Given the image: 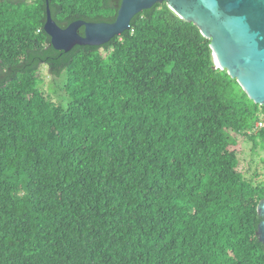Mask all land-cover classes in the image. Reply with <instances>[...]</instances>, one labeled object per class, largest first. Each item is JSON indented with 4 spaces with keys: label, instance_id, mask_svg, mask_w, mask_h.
Segmentation results:
<instances>
[{
    "label": "trees",
    "instance_id": "trees-1",
    "mask_svg": "<svg viewBox=\"0 0 264 264\" xmlns=\"http://www.w3.org/2000/svg\"><path fill=\"white\" fill-rule=\"evenodd\" d=\"M120 1L48 7L66 27L113 22ZM45 20L46 0H0V264H264V182L235 149L264 150V105L213 67L210 40L166 2L68 51Z\"/></svg>",
    "mask_w": 264,
    "mask_h": 264
},
{
    "label": "water",
    "instance_id": "water-1",
    "mask_svg": "<svg viewBox=\"0 0 264 264\" xmlns=\"http://www.w3.org/2000/svg\"><path fill=\"white\" fill-rule=\"evenodd\" d=\"M162 2L210 40L213 67L225 70L250 100L264 105V0H121L113 22L75 20L66 27L52 19L46 0L43 29L56 50L100 46L127 30L136 13ZM81 27L83 35L78 33ZM257 212L256 234L264 244V198L259 200Z\"/></svg>",
    "mask_w": 264,
    "mask_h": 264
},
{
    "label": "rangeland",
    "instance_id": "rangeland-1",
    "mask_svg": "<svg viewBox=\"0 0 264 264\" xmlns=\"http://www.w3.org/2000/svg\"><path fill=\"white\" fill-rule=\"evenodd\" d=\"M42 84L41 87L48 92L56 102H65L66 94L62 88L63 78H54L47 72L46 68H42ZM243 136H236L239 147H235L239 153V169L242 171L248 169L245 174L246 178L252 179L255 183L264 182V150L257 148L252 149L250 143Z\"/></svg>",
    "mask_w": 264,
    "mask_h": 264
},
{
    "label": "built area",
    "instance_id": "built-area-1",
    "mask_svg": "<svg viewBox=\"0 0 264 264\" xmlns=\"http://www.w3.org/2000/svg\"><path fill=\"white\" fill-rule=\"evenodd\" d=\"M264 125V122L263 121H258L256 124H255V129L256 128H260Z\"/></svg>",
    "mask_w": 264,
    "mask_h": 264
}]
</instances>
